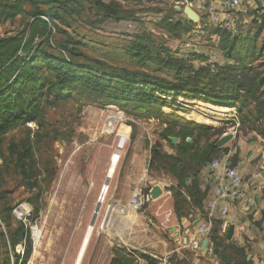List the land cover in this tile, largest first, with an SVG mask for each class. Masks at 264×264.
Here are the masks:
<instances>
[{"label": "rangeland", "instance_id": "rangeland-1", "mask_svg": "<svg viewBox=\"0 0 264 264\" xmlns=\"http://www.w3.org/2000/svg\"><path fill=\"white\" fill-rule=\"evenodd\" d=\"M185 1L73 0L67 4V0H37L35 6L44 11L47 18L58 14L53 20L49 41L65 44L78 63L99 62L108 67V71L125 69L131 73L152 74L155 69L158 71L153 75L175 85L174 69L160 64L140 67L134 56L138 37L151 35L178 58L190 59L191 55H197L195 65L231 63L218 48V36L213 33L216 27L205 26L195 31L194 23L176 15L174 7L184 8ZM30 6L25 9L31 11ZM110 10H115L116 15L111 16ZM29 18L28 14H23L12 20H0V36L21 31ZM168 19L178 23L171 31L164 25ZM230 34L235 37L255 35L256 47L262 53L256 62H264L261 2L241 7ZM202 83L206 85L207 81L202 80ZM220 94L229 97L225 92ZM161 98L183 101L182 108L192 111L204 125H224L222 134L229 131L233 135L229 141L232 145L227 146L234 149V166L240 172V146L250 149L255 142L264 141L259 134V124L246 120L248 117L255 120L251 105L233 101L232 106H220L182 95ZM198 99L218 98L207 94ZM154 105L138 110L132 101L120 107L96 91L83 88L57 106L44 107V118L39 124L27 123L3 136L0 264H11L16 259L17 262L25 260L24 264H73L98 201L100 208L94 231L81 264H109L114 257L130 259L131 264H148L144 257H149L160 264V254L175 249L174 241L181 240L187 233L184 226L178 224L181 216L187 217L191 225L197 209L183 202L184 190L167 172L162 157L157 155L149 167L154 153H176V149L159 136L167 127V119L152 113L157 111ZM120 137L126 140L118 152ZM9 146L14 154H10ZM115 152L119 153V160L111 177H107ZM220 159L216 157L214 161L220 162ZM197 178L200 181V176ZM106 180L108 185L104 190ZM154 185H158L162 193L142 210L131 207L123 212L119 210L127 206L135 190L150 191ZM14 209L18 214L13 213ZM185 213L193 216H185ZM123 262L125 260H121V264Z\"/></svg>", "mask_w": 264, "mask_h": 264}, {"label": "trees", "instance_id": "trees-1", "mask_svg": "<svg viewBox=\"0 0 264 264\" xmlns=\"http://www.w3.org/2000/svg\"><path fill=\"white\" fill-rule=\"evenodd\" d=\"M67 1L69 4L73 0ZM36 3L37 0H0V20H12L23 14L30 16L21 31L0 36V160H3L2 143L7 132L27 123L39 124L44 118V107L57 106L83 88L96 91L103 98L110 99L111 104L120 107L134 101L138 110H144L155 104L157 111L152 113L167 119V127L159 136L172 145L176 153H154L149 167L157 155L162 157L167 172L178 180V185L184 190L183 202L191 203L201 210L208 188L200 187L197 176L216 157L222 158V150L215 146V142L224 132V125H204L194 117L192 111L182 108L185 104L183 101L161 97L182 95L220 106H232L233 101L251 105L250 112L255 120L252 117L246 120L259 124V134L264 139V62H256L262 53L256 47L255 35L235 37L225 29L214 28L213 33L218 36V48L231 61L223 65H195L197 55H191L190 59L178 58L151 35L138 37L139 43L134 47V56L140 67L160 64L174 69L176 84L172 85L153 75L158 71L155 69L151 71L152 74L131 73L125 69L108 71V67L99 62L92 65L78 63L65 44H51L49 41L51 28L59 17L58 14L53 13L51 19L47 18L45 12L35 6ZM29 4L32 5L31 11L25 9ZM108 13L116 15L115 10ZM164 23L169 31L178 25L172 19ZM202 80H206L207 84L203 85ZM220 92L229 94V97L221 96ZM207 94L218 99H198ZM167 107L172 110L163 109ZM177 109L185 112L181 113ZM213 136L216 140H211ZM169 137L177 138V142L172 143ZM11 148L9 146L10 154H14ZM228 161L229 166L236 164L234 154ZM219 225V220H212L208 241L212 254L220 264H252L246 258V246L228 240L227 232L221 233ZM144 258L148 264H156L149 257ZM121 260H125L123 264L132 263L125 257H114L109 264H121ZM24 262L25 260L20 261V264Z\"/></svg>", "mask_w": 264, "mask_h": 264}, {"label": "crops", "instance_id": "crops-1", "mask_svg": "<svg viewBox=\"0 0 264 264\" xmlns=\"http://www.w3.org/2000/svg\"><path fill=\"white\" fill-rule=\"evenodd\" d=\"M230 142L227 144L229 147L232 145ZM240 150L238 153L239 164L242 165L240 196L234 200L217 199L216 205L217 207H226L228 216L233 219L231 225L234 226V231L231 239L228 240L245 245L247 256L249 255L247 260H251L252 264H264V176L261 174L264 172V141L255 142L250 149L240 146ZM250 152L252 155L248 157ZM234 153L230 152L228 155L223 153L219 164L213 169V173L209 169V171L206 170L200 174V187L208 188L202 208L201 210L197 209L194 216L189 214L188 217L193 216V219L190 220L191 225H189L187 217L180 219L178 224L184 226V232L187 233L181 240L174 241V250L160 254V264H220L211 252L208 236L197 234L196 228L206 217L220 221L217 208L210 209L208 203L214 199L213 188L221 179L223 165L229 162V158ZM258 157H260L259 160H257ZM259 198L262 200L258 203L257 199ZM194 237L200 242L197 249L184 244V239L189 240ZM204 240H207V244L202 250L201 245Z\"/></svg>", "mask_w": 264, "mask_h": 264}, {"label": "built area", "instance_id": "built-area-1", "mask_svg": "<svg viewBox=\"0 0 264 264\" xmlns=\"http://www.w3.org/2000/svg\"><path fill=\"white\" fill-rule=\"evenodd\" d=\"M261 2L264 12V0H187L185 6H189L198 15V22L195 23V31H199L202 27H220L231 32L238 21L241 7L252 5L254 2ZM257 8V5H255ZM176 15L185 18L183 8L176 6ZM219 162L213 161L209 168L213 171ZM242 187V177L236 166L223 165V173L220 181L213 188L214 199L208 203L210 209L217 208L220 225L219 230L225 233L232 224L233 219L228 216L226 207H217V199L234 200L240 196ZM152 200L150 191L135 190L129 198L126 207H120V211H125L131 207L133 210H142L147 203ZM13 213L18 214L14 209ZM212 227V218L206 217L197 226V234L207 237ZM184 244L197 249L200 245L199 240L194 237L189 240L184 239ZM11 264H20V262L12 261Z\"/></svg>", "mask_w": 264, "mask_h": 264}, {"label": "water", "instance_id": "water-1", "mask_svg": "<svg viewBox=\"0 0 264 264\" xmlns=\"http://www.w3.org/2000/svg\"><path fill=\"white\" fill-rule=\"evenodd\" d=\"M183 13H184L186 19L189 20L190 22H192V23H194V24L198 22V15H197V13H196L194 10H192L189 6H185V7L183 8ZM232 138H233V135L228 131L226 134L221 135V136L216 140V142H215V146H216L217 148H221L222 152H223L225 155H228L230 152H232V151L234 150L233 148H228V146H227V143H228ZM169 139H170V141H172V142L177 141V138H175V137H171V138H169ZM125 140H126V137H121V138L119 139V142H118V145H117V151H118V152H119L120 149L122 148V146H123ZM251 155H252V153L250 152V153L248 154V157H250ZM259 159H260V157L257 158V160H259ZM227 164H229V162H228ZM263 166H264V164H263ZM211 173H213V171H211ZM261 174H262V176H264V172H262ZM107 185H108V180H106V182H105V188H104V190H106ZM161 193H162V189H161L158 185H154V186L151 188V190H150V194H151V197H152L153 199L157 198ZM261 200H262V198L257 199L258 203H259ZM99 208H100V203H99V201H98V203H97V205H96V207H95V209H94V211H93V215H92V218H91V220H90V223H89V225H90L91 227H93V225H94V222H95V219H96L97 213H98V211H99ZM233 231H234V226L230 225L229 228H228V230H227V233H226V237H227V239H231V237H232V235H233ZM206 244H207V240H204L203 243H202V245H201V249H202V250L204 249V247L206 246ZM248 258H249V255L247 256V259H248Z\"/></svg>", "mask_w": 264, "mask_h": 264}, {"label": "bare ground", "instance_id": "bare-ground-1", "mask_svg": "<svg viewBox=\"0 0 264 264\" xmlns=\"http://www.w3.org/2000/svg\"><path fill=\"white\" fill-rule=\"evenodd\" d=\"M118 154H119L118 152H115L112 154L111 164H110V168H109L107 177H111L112 172H114L115 164L119 160ZM104 188H105V184H104ZM102 196H103V194H102ZM93 231H94V227L87 225L86 230H85L84 235H83V238H82V241H81V244H80V247L77 251L76 257L74 258L75 260H74L73 264H81V261L83 259V255L86 251L87 245L89 244V242L91 240Z\"/></svg>", "mask_w": 264, "mask_h": 264}]
</instances>
